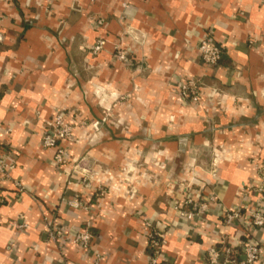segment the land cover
I'll return each mask as SVG.
<instances>
[{"label": "crops", "instance_id": "crops-1", "mask_svg": "<svg viewBox=\"0 0 264 264\" xmlns=\"http://www.w3.org/2000/svg\"><path fill=\"white\" fill-rule=\"evenodd\" d=\"M121 12L120 0H0V155L25 189L0 183V264H148L145 221L166 233L160 256L169 264H207V247L221 239L264 247V229L221 222L223 209L257 199L251 159L264 161V0H130L124 19ZM97 17L100 28L91 25ZM207 32L222 49L215 66L197 50ZM99 37L106 44L93 55ZM116 43L128 63L115 59ZM186 79L199 102L180 98ZM116 94L128 100L94 143H60L73 157L85 154L96 175L67 187L42 135L57 110L77 124L98 118ZM128 165L131 185L117 175ZM185 186L217 197L200 223L173 210ZM74 195L87 209L64 202ZM44 217L65 235L52 240ZM71 227L91 233L87 247L73 242Z\"/></svg>", "mask_w": 264, "mask_h": 264}, {"label": "built area", "instance_id": "built-area-1", "mask_svg": "<svg viewBox=\"0 0 264 264\" xmlns=\"http://www.w3.org/2000/svg\"><path fill=\"white\" fill-rule=\"evenodd\" d=\"M130 0H120L122 12L119 16L124 19L126 14L124 10L128 7ZM91 25L95 28H100L104 25V19L97 17L92 20ZM2 34L0 32V41ZM106 40L99 37L90 47L89 52L93 55L99 53ZM197 50L201 60L207 65H217L221 58L222 49L218 45L210 32H207L198 42ZM115 59L128 63V57L122 44L116 43L114 45ZM178 91L180 98L184 101L199 102L200 93L192 79H186L178 84ZM128 100V94H116L109 103L102 106L101 115L98 118L90 120H81L79 122L68 121L62 111L57 110L53 116L52 121L49 123V129L42 135V145L46 148H53L55 150L53 161L56 165L62 168L67 187L73 186L75 181L83 185L95 181V172L93 171L85 154L73 157L67 149L60 145L63 141L68 142H85L90 145L94 143L99 135H101L102 128L111 122L115 108ZM105 101L104 96L100 98V104ZM78 125V126H77ZM81 130L80 134L76 132V128ZM255 174V183L251 191L256 195L257 199L254 203H241V206L236 209H223L221 212L222 225L228 226L232 224H241L245 227L247 232H253L256 229H264V161L252 158ZM65 166H68L67 168ZM14 164L10 162L5 156L0 155V183L12 182L18 192H24V186L10 175ZM217 164L214 163L210 169L209 174L212 177L217 175ZM134 171V167L127 166L118 177L126 181L129 185L133 184V180L129 174ZM113 180V176H109ZM184 195L182 198L174 203L173 210L175 214L182 219L200 223L204 221L210 205L217 201V197L213 191H210L207 196H194L188 187L182 188ZM246 194V193H245ZM245 196V195H244ZM246 199V198H245ZM64 202L73 208L87 209V205L83 203L77 195L72 198L64 199ZM46 231L52 240L65 235L63 229H59L53 221L48 217L43 218ZM15 227L23 228L25 223H14ZM147 228V236L151 247V253L148 256V264H169L161 258V250L166 242V233L159 231L152 227L149 221H145ZM73 233V242L87 247L91 240L92 235L86 230H79L78 228L71 227ZM220 246H209L205 251V261L207 264H259L264 256V247L252 238L244 239L237 245H233L224 240H220Z\"/></svg>", "mask_w": 264, "mask_h": 264}, {"label": "trees", "instance_id": "trees-1", "mask_svg": "<svg viewBox=\"0 0 264 264\" xmlns=\"http://www.w3.org/2000/svg\"><path fill=\"white\" fill-rule=\"evenodd\" d=\"M220 61V60H219Z\"/></svg>", "mask_w": 264, "mask_h": 264}]
</instances>
